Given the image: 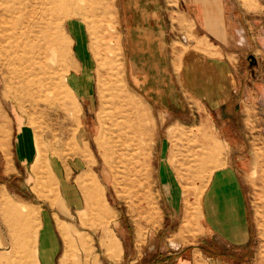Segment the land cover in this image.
I'll list each match as a JSON object with an SVG mask.
<instances>
[{
	"label": "rangeland",
	"instance_id": "rangeland-1",
	"mask_svg": "<svg viewBox=\"0 0 264 264\" xmlns=\"http://www.w3.org/2000/svg\"><path fill=\"white\" fill-rule=\"evenodd\" d=\"M108 3L0 0V108L10 116L15 114L20 128L25 125L32 130L37 151L32 166L24 169L9 160L7 177L0 155V264H38L40 215L54 211L60 201L58 191L54 192L58 182L54 188L49 182L50 163L65 164L72 157L82 158L89 175L96 178L110 219L103 224L91 209L67 215L68 227L83 236V244L82 248L65 244L60 237L55 264H161L169 258L164 257L167 241L177 239L183 250L206 246L199 197L219 165L218 159L214 161L220 147L214 139L216 129L209 120L198 124L207 114L196 106L187 108L181 100L180 111L170 114L167 123L173 127L165 132L155 126L145 103L129 91ZM73 18L86 25L95 65L91 76L94 96L87 105L75 98L67 81L73 44L65 25ZM257 75L264 84V67ZM261 94V103L259 97L236 108V122L229 121L225 127L232 133L247 130L258 137L252 140L259 163L264 162V91ZM7 140L6 145L0 140L2 151L10 149ZM160 146L165 148L162 159L175 168L181 184L183 202L173 213L156 185ZM31 171L34 187L33 182H26ZM258 177L255 185L261 188L254 190L264 192V173ZM258 201L256 212L262 217L264 196ZM259 227L258 242L248 251L249 257L256 256L255 264H264L263 219ZM104 230L120 243L122 251L115 261L100 246ZM219 249L224 247L216 242L215 252L222 255Z\"/></svg>",
	"mask_w": 264,
	"mask_h": 264
},
{
	"label": "crops",
	"instance_id": "crops-1",
	"mask_svg": "<svg viewBox=\"0 0 264 264\" xmlns=\"http://www.w3.org/2000/svg\"><path fill=\"white\" fill-rule=\"evenodd\" d=\"M108 4L129 91L145 103L155 126L168 132L173 127L167 125L170 114L180 111L181 100L187 108L203 109L207 117L202 116L197 123L212 122L214 139L220 143L215 152L219 158L214 159L219 165L199 197L206 246L183 250L177 239L167 241L164 257L169 258L161 264H255L256 256L249 257L248 250L254 249L262 219L264 222V216L256 212V203L264 192L254 190L261 188V184H255L258 175L264 173V162H258V148L252 140L258 137L254 133H232L225 127L229 121L236 122V108L259 97L258 102L263 100L264 84L257 74L264 67V0H109ZM84 26L83 21L73 18L66 22L65 30L73 44L68 85L75 98L87 105L94 96L91 76L95 65ZM179 122L176 118L175 124ZM7 138L9 151L0 148L5 177L9 160L24 169L32 166L37 155L32 130L25 125L20 128L16 115L10 116L0 108V140L4 145ZM164 149L160 146L158 151L156 185L173 213L183 202L182 191L175 168L162 159ZM55 161L50 163L53 176L50 174L49 182L52 187L58 182L53 188L60 201L54 211L40 215L38 264H55L61 238L65 244L82 248L83 236L72 232L67 215L91 209L102 217L103 224L110 219L86 162L79 157L65 160V164ZM253 174L257 175L255 179ZM26 182L35 186L32 171ZM216 242L225 249H219L222 255L215 252ZM100 246L109 260L120 257V243L110 231H103Z\"/></svg>",
	"mask_w": 264,
	"mask_h": 264
}]
</instances>
